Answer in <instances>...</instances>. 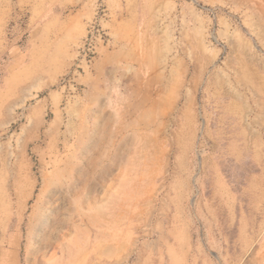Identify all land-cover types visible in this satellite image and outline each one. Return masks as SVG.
<instances>
[{
    "label": "rangeland",
    "instance_id": "374dc122",
    "mask_svg": "<svg viewBox=\"0 0 264 264\" xmlns=\"http://www.w3.org/2000/svg\"><path fill=\"white\" fill-rule=\"evenodd\" d=\"M85 1L0 0V264H264V0Z\"/></svg>",
    "mask_w": 264,
    "mask_h": 264
},
{
    "label": "crops",
    "instance_id": "0c3cea01",
    "mask_svg": "<svg viewBox=\"0 0 264 264\" xmlns=\"http://www.w3.org/2000/svg\"><path fill=\"white\" fill-rule=\"evenodd\" d=\"M107 5H109V2H116L118 0H106ZM129 2V7L125 6L124 12L122 14L120 13L119 9H117V4H113L114 9L112 11H109V14H111V17L107 19V23L113 24L114 26H117L119 22L125 23L124 25L128 24V22L133 23L134 18V5L130 6V3L136 0H122ZM137 1H143V0H137ZM85 3H88L87 5V11L91 13L92 11V4L91 0H86ZM116 56L114 54L109 53H103L96 59L95 63L93 64V67L90 71L85 72L82 75V82L87 86V89H93L96 87V84L99 81V77L103 72L110 71L116 63Z\"/></svg>",
    "mask_w": 264,
    "mask_h": 264
},
{
    "label": "built area",
    "instance_id": "2783aa9c",
    "mask_svg": "<svg viewBox=\"0 0 264 264\" xmlns=\"http://www.w3.org/2000/svg\"><path fill=\"white\" fill-rule=\"evenodd\" d=\"M103 1V0H101ZM107 15V9L100 1L97 6L95 18L87 28V34L78 47L82 62L90 67L97 55L98 45L109 42L108 32L102 26V20Z\"/></svg>",
    "mask_w": 264,
    "mask_h": 264
},
{
    "label": "bare ground",
    "instance_id": "6f19581e",
    "mask_svg": "<svg viewBox=\"0 0 264 264\" xmlns=\"http://www.w3.org/2000/svg\"><path fill=\"white\" fill-rule=\"evenodd\" d=\"M79 163H81V161H79ZM68 188H70V185H69V187H68V185H67V187L65 188V190H67ZM61 190V189H60ZM63 190H64V188H63ZM59 199L60 198H58V199H56V201L58 200L59 201ZM41 207V206H40ZM55 207V206H54ZM48 209V208H47ZM47 209H45V212H47ZM45 214H43L42 216H44ZM46 217H50V213L49 214H47L46 213ZM43 219V218H42Z\"/></svg>",
    "mask_w": 264,
    "mask_h": 264
}]
</instances>
